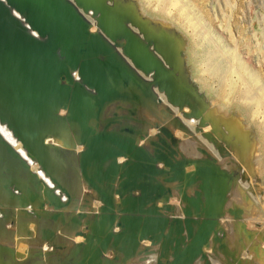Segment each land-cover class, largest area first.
<instances>
[{
  "label": "bare ground",
  "instance_id": "bare-ground-1",
  "mask_svg": "<svg viewBox=\"0 0 264 264\" xmlns=\"http://www.w3.org/2000/svg\"><path fill=\"white\" fill-rule=\"evenodd\" d=\"M74 2L71 4H74L88 22L91 32H105L109 39L118 40L120 36L123 38L128 36L124 32L125 29L129 31L131 38L128 39L126 46L128 56H123L120 48L116 50L122 56L123 63L131 68L132 74L138 76L140 82L148 86V90L157 98L154 104L138 106L139 110L134 117L120 121L122 126L134 130V140L136 138L138 140L137 146L145 149L148 158L152 161L156 160L155 153L159 154L156 145L164 147L159 137L166 140L171 148L174 145L161 134V131L165 129L174 139L178 138L181 142L176 159L181 158L180 161L185 159L190 164L189 170L186 171L192 170V173L190 171L184 177L178 175V178H172L174 180L172 183H167L163 174L159 176L165 192L160 199L157 198L154 201L157 211L159 210V213L154 216L160 215L161 223L152 234L158 235L161 239H154L151 233L147 234L139 242L141 248L147 252H142L135 259L131 256L129 248L123 253H118L112 246L110 249L123 260L129 261L131 256L136 264H165L163 259L167 255L160 256L163 251L161 247L164 237L166 241L175 237L179 222L183 227L182 233H186V225L189 224L186 219L194 221L196 220L194 218H200L195 216L192 218L186 214L189 207L185 200L191 199L193 203H198V207L197 205L191 207L197 209L200 207L201 217L216 225L210 237L205 234L208 239L202 248L204 255H199L194 262L198 259L200 262V258H203L205 262L207 258L212 260L209 256L216 252V243H218L216 240H219L217 239L219 234L224 235L225 232L220 233L223 229L228 232V236L225 234L227 236V247H225L229 256L228 254L224 256H228L229 259L220 257L219 264H264V83L255 69L251 68V65L249 66L234 48L227 50L220 43L219 38L215 39L219 36L215 30L209 29V25L214 27V20L205 9H198L193 0H77L76 4ZM89 12L93 13V16H89ZM118 42L122 44L125 40L120 39ZM149 44H151L150 50L157 56L155 66L153 62H150L149 49L145 46ZM192 57H197L198 64L193 76L190 72L192 64L189 63L190 60L194 63ZM134 58L144 67L141 72L132 64L131 59ZM145 68L149 69L147 73L150 75L155 74L154 77L151 76L153 80L147 77V73L144 75ZM71 75L75 82L82 83L78 71L71 72ZM68 80L74 82L72 79ZM111 84L114 87L117 86L116 89L122 94L131 98L135 95L140 99L141 92H135L134 87L131 86L133 84L124 86L118 81L114 84L112 80ZM84 89V92L89 95L90 107L94 109L92 112L86 111L88 114L84 124L78 119L79 112L70 107L68 110L62 109L55 115L53 111L43 110L41 107L36 113H27L25 106L29 105L28 101L17 104L0 89V213L2 214L0 226L4 228L8 222L14 223L13 227L15 224L23 226V223L32 225L33 222L35 226L32 227L39 228L37 226L39 224L41 229L43 227L46 231L48 225L44 228L47 224L45 221L48 218L51 219L52 217L48 216L52 214L47 216V211L43 214L38 208L42 203L53 204L56 210L53 215L59 214V218L57 223L50 222L56 225L52 230L53 233H50L51 236L49 235L50 238L48 237V242L46 240L47 243L44 245L45 247L47 245V248L51 247L52 250L49 248L50 251L47 252V248H42V252L45 250L47 253L44 255V251L41 254L49 256L47 259L42 258L47 261V264H75L76 257L81 256L80 253L82 254L83 249L89 244V237L101 229L102 218L111 215L108 211L107 213L103 211L104 208L111 209L107 204L109 201L104 203L105 196L102 198L98 190L96 191L95 187L89 185L84 179L92 177L93 169L88 167L86 175L83 173L81 156L87 149L86 140H90V135L102 131L103 119L108 116V113L119 114L122 111H113L111 106H106L104 113L100 114L96 111L97 98L90 97L95 90L85 85ZM34 105L31 110L39 107V104ZM180 107L187 108V117L189 115L196 117V124L189 125L186 116L176 115L175 109ZM69 114L78 118L70 119ZM120 117H124L123 113L119 115ZM128 139L131 140L130 135ZM229 150L234 152L230 154H235L236 159L234 157L232 159L231 156L226 158V161L222 160V155H227L226 151L229 152ZM160 153L163 152L160 151ZM215 154L217 157L221 155L218 157L220 161H216ZM163 155V159H170L167 152ZM221 161L225 162L220 165ZM126 162L128 157L121 156L117 158L116 165L123 166ZM208 164L221 166L223 170L220 168L216 170L227 171L229 179L224 181L220 178L214 185L210 168L212 166ZM11 167L15 171L19 170L20 181L16 179L18 181L16 183H13L12 176L7 177L8 174L5 173L7 168ZM116 170L118 171L117 167ZM122 171L118 172V176ZM118 176L108 180L109 182H102L103 185L98 183V186L111 196L117 207L121 204V195L124 192L119 186L120 179L123 180V178ZM15 177L17 178L16 174ZM94 179L96 180L95 177ZM107 187H112V195ZM137 194L136 191L134 195L137 196ZM196 194H198L197 198ZM60 197L67 198V202H62ZM165 199L169 200L168 203ZM38 202H40L37 204L38 208L32 205ZM43 207L40 208L44 210ZM191 207L189 211L192 213ZM46 208H49V205ZM114 210L112 215L117 216L115 227L113 230L108 228L113 234H117L122 230L116 227L120 217ZM44 215L47 219L45 218V224L42 222L44 225L41 226V222L38 221H43ZM35 216L38 224L35 222ZM199 221L193 222L191 227L203 220L200 218ZM22 226L20 229L25 232L28 227ZM34 228L32 229L34 235L30 236H38L35 231H39V235L43 234L42 231ZM237 229H242L241 233ZM4 231L6 232V229ZM171 233V237L168 238ZM8 236L9 241H6L10 242L12 238L9 233ZM44 236H41L43 240ZM102 237H104L103 233ZM238 237L241 241L230 243ZM20 238L22 237L18 239ZM27 238L29 239V236ZM186 239L188 244L190 239ZM8 242L6 244H9ZM15 248L17 249V246ZM168 248L169 253L172 252V248ZM32 249L34 250V247ZM14 258L13 254L7 255L6 258L2 257L0 264H15ZM214 261L209 264H213Z\"/></svg>",
  "mask_w": 264,
  "mask_h": 264
},
{
  "label": "water",
  "instance_id": "water-1",
  "mask_svg": "<svg viewBox=\"0 0 264 264\" xmlns=\"http://www.w3.org/2000/svg\"><path fill=\"white\" fill-rule=\"evenodd\" d=\"M14 12L24 19V24ZM28 28L32 29L38 37ZM124 32L128 36L118 38V40H125L122 44L117 39H109L105 32H91L88 22L67 0H0V89L2 90L0 91L2 93L17 104L28 101L29 105L25 106L27 113H36L41 107L43 110L53 111L55 115L62 109L68 110L70 107L79 112V118L73 114H69L68 118H78L84 124L88 114L86 111L94 110L90 107L89 95L84 92L85 85L95 90L90 97L97 98L96 111L100 114L104 113L108 104L111 105V110L121 109L119 111H122L119 114L108 113V116L103 119L102 131L90 135V140H86L87 149L81 156L83 173L86 175L89 168L93 169L92 177L84 179L89 185L94 186L96 191L98 190L102 198L105 196L104 203L109 201L107 204L111 209L104 208L105 213L107 211L111 213L117 209L114 211L120 218L116 227L121 228L122 231L117 234L108 232L103 238H100L103 232L99 235L94 233L93 236L100 239L90 237V247L85 248L87 252L85 251L83 260L81 259L78 264H102V250L111 246L118 253H123L127 248L131 253L133 245L130 244L144 239L149 233L152 234L161 223L160 215L154 216L159 213L154 201L157 198L160 199L165 192L159 176L163 174L165 181L172 183L178 175L186 176L185 169L190 165L183 161H165L162 157L164 155L160 152L155 153L156 160L152 161L148 158L145 149L136 146L138 140L137 138L134 140V130L123 127L120 122L134 117L139 110L138 106L157 102L156 96L148 90L149 87L142 84L138 76L132 74L131 68L123 63L122 56L116 50L122 48L123 56H128L126 46L131 36L127 29ZM150 45L145 46L149 49L147 52L150 62H153L155 66L157 56L150 50ZM140 46L142 49V44ZM134 59H131L132 64L141 72L144 67ZM75 70L79 72L82 83L73 80L71 72ZM148 71L149 69L145 68L144 75ZM111 80L114 84L118 81L124 86L133 84L131 86L134 87V91L141 92L140 99L135 95L131 98L122 94L111 84ZM34 104H39V107L31 110ZM122 113L124 117L119 118ZM161 134L172 144L175 142L171 133L165 129L161 131ZM128 135L131 140L128 139ZM158 139L162 140L163 145L168 146L166 140L161 137ZM121 156L128 157V162L123 166L118 164L117 166L116 160ZM158 162H161L163 166L158 168L156 166ZM208 165L212 166L210 168L214 185L220 178L224 181L229 179L228 172L222 171L221 166ZM217 168L222 170H216ZM120 170L123 171L118 176ZM117 176L123 178V180L120 179L119 186L124 191L119 207L113 203L111 196L98 186V183L109 182ZM111 189L112 187H107L110 194ZM136 191L137 196L134 195ZM163 197L165 198V195ZM197 197L198 194H196ZM185 202L189 208L192 205L198 207V203H193L191 199H186ZM196 207H191V210L198 213ZM189 208L186 214L191 216ZM58 215L51 216L52 220L58 221ZM115 219H117L116 215L102 218L100 227H112ZM186 222L187 224L189 222L188 226L186 225V233H182L183 227L179 222L176 236L167 241L164 237L162 241V250L172 248V252L167 254L169 257L167 261L170 260L168 264H189L199 255H204L202 248L213 232L214 223L204 218L201 223L192 228L190 226L192 221L186 219ZM205 234H208L207 238ZM152 235L154 239H161L156 234ZM171 235L172 233L168 238ZM186 238L190 239V244H186ZM95 240L99 242L102 249L94 251L92 247ZM90 248L92 249L89 251ZM107 264L111 262L107 261Z\"/></svg>",
  "mask_w": 264,
  "mask_h": 264
},
{
  "label": "rangeland",
  "instance_id": "rangeland-1",
  "mask_svg": "<svg viewBox=\"0 0 264 264\" xmlns=\"http://www.w3.org/2000/svg\"><path fill=\"white\" fill-rule=\"evenodd\" d=\"M67 1H69V2H74L75 4H76V1L77 0H67ZM191 1V0H190ZM193 2H194V4H196L197 5V8L198 9H200V10H204L205 9V11L207 12V13H209L210 15H211V17H212V19L214 20V27L212 26V27H210V25H209V29L211 28L212 29V31H216V34L219 36V37H215V39H217V38H219V40H221V42L220 43H222V45L227 49V50H231L232 48H234L235 50H236V52L240 55V57L245 61V62H247L248 64H249V66L251 67V68H254L255 69V71H256V73L260 76V78H261V80H262V82L264 83V0H204V6H205V8H204V6H203V0H193ZM73 6H74V4H73ZM196 7V6H195ZM77 10V9H76ZM78 11V10H77ZM195 12H196V10H195ZM14 14L17 16V18H19L20 20H21V22H24L23 20V18L19 15V14H17V13H15L14 12ZM89 16H93V13L91 14L90 12H89ZM25 23V22H24ZM23 23V24H24ZM25 26H27L26 24H25ZM27 28V27H26ZM29 29V31L33 34V35H35L36 37H38L37 36V34L32 30V29H30V28H28ZM135 31V30H134ZM209 33V32H208ZM210 34H212V32H210ZM209 34V35H210ZM212 36V35H211ZM212 38H213V36H212ZM214 40V39H213ZM214 42V41H213ZM124 43V42H123ZM204 45H206V44H204ZM118 49V48H117ZM121 49L122 48H120L119 50L121 51ZM192 59L194 60V63L192 62V60H190V64H192V65H190V72H191V74H192V76L195 74V71L197 70V57L196 58H193L192 57ZM253 66V67H252ZM196 69V70H195ZM151 73H153V72H151ZM76 73L74 72V75H75ZM154 74V73H153ZM150 75V73H147V77L149 76V78H151V80H153V78L152 77H154L155 76V74L154 75ZM152 76V77H151ZM148 80H150V79H148ZM115 88H117V86H115ZM118 88H120V87H118ZM118 90V89H117ZM109 106H111V105H109ZM180 108H182L181 110H180ZM179 109L178 108H176V109H178L177 111H176V109H175V113H176V115L179 117V116H186V109L187 108H185L184 109V107H180ZM220 109V108H219ZM118 110H121V109H118ZM185 112V113H184ZM187 117V116H186ZM190 117V118H189ZM195 116L193 115H189L187 118V121H188V123H189V125L190 124H193L194 125V123L196 124V117L194 118ZM181 118V117H180ZM11 122V124H13V122L12 121H10ZM193 125H191V126H193ZM13 128H14V126H13ZM156 133V132H155ZM175 140V142H174V145H173V147L171 148L170 146H165L164 145V147H162L161 145H156V147H157V152H160V151H162L163 153H165V152H167V156L170 158L169 160H171V161H173V162H180V159L181 158H178V159H176V157H177V153H179L180 151H179V146H180V140L178 139V138H175L174 139ZM140 142H142V141H140ZM137 146V145H136ZM139 147V146H138ZM171 152H173V154L171 155ZM233 152V151H232ZM232 152H230V150H229V152H227L226 151V153H228L227 155H229V157L226 155V154H223L222 155V157H224V158H222L221 157V159L223 160H225L226 158H230L231 156V158L233 159V157H234V159H236V156H234L235 154H230V153H232ZM162 153V154H163ZM234 153V152H233ZM171 155V156H170ZM224 155H226V156H224ZM219 156H221V155H219ZM218 156V157H219ZM218 157L216 156V154H215V159H216V161H220L221 159H218ZM26 159H29V158H26ZM174 159V160H173ZM165 161H169L168 159H164ZM181 161H183V162H185V164H188L187 163V161H185V159L184 160H181ZM226 161V160H225ZM225 161H221V164L220 165H222V163L223 162H225ZM158 164V163H157ZM156 164V166L158 167V166H161V165H159V164H162L161 162L157 165ZM163 166V165H162ZM161 166V167H162ZM191 167V166H190ZM12 168V167H11ZM9 169V168H7V170L5 171V173L6 174H8V176L7 177H10L11 178V176H12V180H13V183H16V182H18V181H20V179H18V178H20V175H19V170H14V168H12V169ZM158 168H160V167H158ZM8 169H9V171H8ZM17 169V168H16ZM189 170V166H188V168L186 167V169H185V171L186 170ZM192 169V168H191ZM12 170H13V172L17 175V178L15 177V174H13V172H12ZM11 171V172H10ZM191 171V172H190ZM190 171H186L185 173L186 174H189L188 172H190V173H192V170H190ZM14 176H13V175ZM14 177V178H13ZM182 177H184V176H182ZM239 177V176H238ZM235 178V177H234ZM18 181H17V180ZM237 179H239L240 180V178H237ZM237 179H235V181L236 182H239V180L237 181ZM52 188H54V185H52ZM61 198V200H62V202H64V203H66L67 202V198H62V197H60ZM167 199H169V198H167ZM167 199H165L166 201L165 202H167L168 203V201L169 200H167ZM66 201V202H65ZM37 204H40V202H38V203H36V204H32L33 206L35 205V207H37L38 208V206L39 205H37ZM43 204V203H42ZM42 204H40V207L42 206ZM45 205H44V210L42 209V208H38L39 210H40V212L41 213H45V211H47L46 213H47V216L48 215H50V214H54V213H56L55 211V206H53V204H48V203H44ZM166 204V203H165ZM32 205H30V206H32ZM47 205H49V208H46L47 207ZM199 205H201V203H199ZM19 209H21V207H18ZM46 208V209H45ZM49 209H50V211H49ZM42 210H43V212H42ZM200 211H201V208L199 207L198 208V213H193V211H192V213H191V217L192 218H194L193 216H195V217H200L202 220L204 219L203 217H201V213H200ZM45 213V214H46ZM108 213H109V211H108ZM112 213H113V211L111 212V213H109V214H111L112 215ZM200 214V215H199ZM51 215V216H52ZM47 216H45L44 215V218H43V221L42 220H40V221H38V222H41V226H43L45 223H44V221H45V218L47 217ZM51 216H48V217H51ZM54 216V215H53ZM52 216V217H53ZM1 217H2V214L0 213V221H1ZM190 217V216H189ZM200 218H194V219H196V220H194L193 221V219H190L191 221H192V223L193 222H196V221H199V219ZM34 219H36V223H37V217L35 216L34 217ZM47 219V218H46ZM49 221V222H48ZM44 224H43V223ZM47 224H45L44 225V228H45V226H47V227H51V228H47L46 227V231H44L45 229H43V227H42V229H41V227H40V225L38 224H36L39 228H37V227H35V228H37V230L39 229L40 231H42L43 232V234H44V232H46V234H42L41 232V234L39 235V231H35V234H38V236H30V235H34V230H32L34 227H32L33 225L35 226V223H33L32 222V225H30L31 223H28V225H27V223H23V226H27L28 228H26V227H24V228H26V230L27 229H29L28 231H26L25 230V232H24V230L23 229H20L21 227L20 226H22V225H16L15 224V227H13L14 226V223L13 224H11V222L9 223L8 222V225L7 226H4V228L2 227V226H0L3 230L4 229H6V232L4 231L3 232V230L1 229L0 230V234H2L3 236H1L0 237V242H4V243H1V244H4V245H1L0 244V260L2 259V257L3 258H6L7 257V255H11V254H13L14 256H15V258H14V261H16V263L15 264H39V263H41V264H43L44 262V264H47V261L45 260V259H47L49 256H43V254H41V253H43L42 252V248L44 247V249L45 248H47L48 246L46 245V247L44 246L45 245V243H47L48 242V240H49V238H50V236H51V234L50 233H53V228L55 227V225H53L54 223H57V221H55V222H53L52 221V218L51 219H49L48 218V220L47 221H45ZM53 223V224H51V223ZM60 222H62V221H60ZM200 222V221H199ZM202 222V221H201ZM52 225V226H50V224ZM63 223V222H62ZM191 223V225L190 226H192L193 224ZM198 223V222H197ZM13 225V226H12ZM194 225H195V223H194ZM198 225V224H197ZM197 225H195V226H197ZM9 226V227H8ZM11 226V227H10ZM22 226V227H23ZM31 226V227H30ZM195 226H193L192 228H194ZM213 226V225H212ZM216 225L214 224V227H215ZM113 227H115L114 225L112 226V227H109V228H111L112 230H113ZM15 228H17V229H15ZM34 228V229H35ZM107 228V229H106ZM108 228V226H104V227H101V229H99V232L97 231V233H102L103 232V236H105L106 234H107V231H109V232H112V230L111 229H109ZM9 229V230H8ZM15 229V230H14ZM19 229V230H18ZM102 229H103V231H102ZM121 229V228H120ZM36 230V229H35ZM104 230H106V231H104ZM122 230V229H121ZM238 230V229H237ZM242 230V229H241ZM241 230H238V232L239 233H241ZM22 231V232H21ZM33 231V232H32ZM52 231V232H51ZM223 229L221 230V232L220 233H224V235L223 234H219L218 235V237H217V239L219 238V240H216V242L218 241V243H216L217 244V246H216V252L213 254V255H211V256H209V257H212V260H211V258H207V260H206V262H207V264H209V263H212L214 260V263L216 262L217 264H219L218 263V260L220 259V257L221 258H223V259H225V260H227V259H229V252L227 253L226 251H227V246H226V244H227V233L228 232H226L225 230L223 231ZM3 232V233H2ZM18 232V233H17ZM21 232V233H20ZM26 232H28L27 233V235H26ZM32 234H31V233ZM106 234H105V233ZM4 233H6V234H4ZM8 233L10 234V238H12L11 240H10V242H8L9 240H8V238H9V236H8ZM20 233V234H19ZM22 233H24V235H22ZM20 236H19V235ZM105 234V235H104ZM113 234V233H112ZM225 234L227 235V236H225ZM8 236V237H5V236ZM15 235V236H14ZM50 235V236H49ZM99 235V234H98ZM13 236V237H12ZM29 236V239L30 238H32V240L34 239L33 237H35V239L37 240H31L30 239V241H29V239L27 238ZM41 236H44L45 238H44V240H45V242H44V240H43V237H41ZM93 236V235H92ZM222 236V237H221ZM3 237V238H2ZM15 237V238H14ZM19 237H22V238H20V239H18ZM37 237H38V239H37ZM49 237V238H48ZM94 237V236H93ZM221 237V238H220ZM239 237H240V235H239ZM235 238L233 241H230V243L232 242V244L233 243H235V242H238V241H241V238ZM14 238V239H13ZM40 238V239H39ZM48 238V239H47ZM100 238H103V237H100ZM100 238H98V239H100ZM226 238V239H225ZM26 239V240H25ZM89 239H90V237H89ZM95 239V238H94ZM96 239H97V237H96ZM221 239H223V241H221ZM6 240H8V241H6ZM13 240V241H12ZM20 240V241H19ZM41 240H42V242H41ZM46 240H47V242H46ZM225 240V241H224ZM40 241V242H39ZM89 241H91V240H89ZM97 240H95V245L93 244V247L94 246H96V247H94V249L96 250V249H98L99 250V248H101V246L99 247V242L97 241ZM140 241H142V240H138V241H135L136 243L134 244V243H132V244H130V245H133V247H131V256L135 259L137 256H140L141 255V253L143 252V253H145V252H147L146 250H144V248H141V245H140ZM6 242H8L9 244H6ZM13 242V243H12ZM26 242V243H25ZM29 242H31L30 244H29ZM35 242H36V244H35ZM22 243V244H21ZM37 243H39V244H37ZM43 244V245H41V244ZM89 244H90V242H88ZM87 243V244H88ZM6 244V245H5ZM89 244L88 245H86V247L87 248H89L90 246H89ZM187 244V243H186ZM188 244H190V242H188ZM12 245H13V247H12ZM27 245V246H26ZM38 247H37V246ZM41 245V246H40ZM17 246V249L15 248ZM21 246H23V248H21ZM32 246V248L34 247V250L32 249V248H30ZM143 246H145V245H143ZM226 246V247H225ZM85 247V248H86ZM97 247H99V248H97ZM135 247V248H134ZM138 247V248H137ZM40 248V249H39ZM50 248V250H52L51 249V247H49ZM49 248H47L48 250H47V252L48 251H50L49 250ZM56 248V250H57V247H55ZM134 248V249H133ZM219 248V249H218ZM222 248V249H221ZM22 249H23V251H22ZM27 249H29L28 251H27ZM102 249V248H101ZM104 250H102V257H101V260L103 261V263L102 264H107V261H110L111 262V264H119V262H120V264H125L126 262V264H133L134 263V259L133 258H131V256L129 257L130 259H129V261H128V259H126V260H123L122 258L121 259H119L120 257L117 255V253L115 252V251H113L112 249H110V247H108V248H103ZM142 249V250H141ZM224 249H226L225 251H224ZM55 250V251H56ZM91 250V248L89 249V251ZM94 250V251H95ZM111 250V251H110ZM115 250V249H114ZM31 251V252H30ZM39 251H40V253H39ZM133 251V252H132ZM162 251V250H161ZM169 251H170V249L168 248V249H166V250H163L162 251V254L163 255H167V252H168V254H169ZM2 252H4V254L5 253H7V254H5V255H3V253ZM22 253V255L20 254V253ZM34 252V253H33ZM35 252H37V254H39V255H37ZM46 251L44 252V255H46V253H47ZM56 252H58V251H56ZM87 252V251H86ZM85 252V249H83V251H82V254L80 253V255L81 256H77L78 257V259H77V257H76V260H74L73 262L75 263V264H77V262L78 263H80L79 261L82 259L83 260V255H84V253H86ZM114 252V254H112ZM226 252V253H225ZM61 253V252H60ZM92 253H93V251H92ZM171 253V252H170ZM225 253V254H224ZM133 254V255H132ZM162 254H160V255H162ZM218 254V255H217ZM226 254H228V256H224V255H226ZM1 255H3V256H1ZM34 257H33V256ZM36 255V256H35ZM18 256V257H17ZM42 256V257H41ZM168 256V255H167ZM165 257L164 259H163V261L165 260V262L167 263V260L168 259H166V258H168V257ZM26 257H28V258H26ZM45 258L44 260L42 259V258ZM218 257V258H217ZM17 258V259H16ZM80 258V259H79ZM217 259V261H216V259ZM227 258V259H226ZM35 259L39 262V263H37V261H35ZM38 259H40V260H38ZM42 259V260H41ZM201 259V261L200 262H202L203 264H206V262L203 260V258H200ZM214 259V260H213ZM27 260H29V261H27ZM32 260V261H31ZM100 260V259H99ZM132 260H134V261H132ZM209 260V261H208ZM25 261H27V262H25ZM42 261V262H41ZM44 261V262H43ZM77 261V262H76ZM133 263H132V262ZM25 262V263H24ZM196 262V263H195ZM195 262H192L191 264H202V263H200L199 262V259H198V261L196 260ZM198 262V263H197ZM164 263V262H163ZM165 263V264H166ZM213 263V264H214ZM215 263V264H216ZM134 264H136V263H134ZM168 264V263H167ZM190 264V263H189Z\"/></svg>",
  "mask_w": 264,
  "mask_h": 264
}]
</instances>
